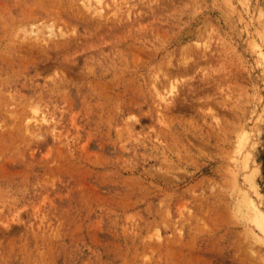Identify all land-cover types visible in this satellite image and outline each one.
<instances>
[{"label": "rangeland", "instance_id": "rangeland-1", "mask_svg": "<svg viewBox=\"0 0 264 264\" xmlns=\"http://www.w3.org/2000/svg\"><path fill=\"white\" fill-rule=\"evenodd\" d=\"M101 1L0 0V264H264V0Z\"/></svg>", "mask_w": 264, "mask_h": 264}, {"label": "bare ground", "instance_id": "bare-ground-1", "mask_svg": "<svg viewBox=\"0 0 264 264\" xmlns=\"http://www.w3.org/2000/svg\"><path fill=\"white\" fill-rule=\"evenodd\" d=\"M102 1L101 0H96V3L94 6L91 7V5H87L88 8H93L95 12H100L102 9ZM52 32V31H51ZM175 89V84H171L169 89L166 90L165 93L158 94L159 98L161 100H166L167 96H170ZM243 168H246L248 166L247 163V157H244L243 159ZM239 164V163H238ZM242 165H238L239 167ZM248 169V168H247ZM239 176V175H238ZM242 192V197L243 201L246 203L247 209L250 211V217L249 219L252 220L251 222L253 223V227H255L256 234L258 236V239L261 240V242H264V209L261 208L259 202L255 200L253 195L251 193H248V191L243 190Z\"/></svg>", "mask_w": 264, "mask_h": 264}]
</instances>
